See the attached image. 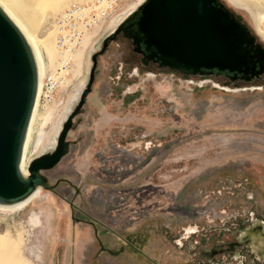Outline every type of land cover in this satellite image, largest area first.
Instances as JSON below:
<instances>
[{"label":"rangeland","instance_id":"374dc122","mask_svg":"<svg viewBox=\"0 0 264 264\" xmlns=\"http://www.w3.org/2000/svg\"><path fill=\"white\" fill-rule=\"evenodd\" d=\"M80 1L16 0L46 69L54 20ZM219 1L264 49V0ZM105 34L90 35L72 81L38 109L26 165L53 149L48 138L78 103ZM95 59L67 153L42 172L37 197L0 210V264H240L221 253L203 259L200 250L233 241L234 227L264 223V79L236 89L225 78L145 68L120 35ZM248 251L243 264H264Z\"/></svg>","mask_w":264,"mask_h":264},{"label":"water","instance_id":"95a60500","mask_svg":"<svg viewBox=\"0 0 264 264\" xmlns=\"http://www.w3.org/2000/svg\"><path fill=\"white\" fill-rule=\"evenodd\" d=\"M142 42L160 66L184 74L201 68L240 72L255 66L250 55L255 37L219 0H144L143 3L103 40L102 49L118 33ZM258 65L264 74V49L260 44ZM94 54L88 81L78 103L67 116L54 148L29 161L27 177L18 170L20 147L32 106L36 71L22 36L0 11V201L17 200L34 187L46 183L42 172L53 168L68 151L66 134L72 118L90 91ZM201 74L202 71H200Z\"/></svg>","mask_w":264,"mask_h":264},{"label":"built area","instance_id":"2783aa9c","mask_svg":"<svg viewBox=\"0 0 264 264\" xmlns=\"http://www.w3.org/2000/svg\"><path fill=\"white\" fill-rule=\"evenodd\" d=\"M130 0H86L70 2L56 16L53 25V42L56 58L45 71L39 94L40 106L54 101L60 90L72 81L74 56L90 42V35L98 33L121 15Z\"/></svg>","mask_w":264,"mask_h":264},{"label":"flooded vegetation","instance_id":"af4514ba","mask_svg":"<svg viewBox=\"0 0 264 264\" xmlns=\"http://www.w3.org/2000/svg\"><path fill=\"white\" fill-rule=\"evenodd\" d=\"M113 27L114 25H112L110 28H113ZM111 33H108V35H110ZM117 35H120L121 38L129 42L131 46L132 54L138 58V61L141 64V66L145 68L155 67V68H160V69L165 68L168 70H172L168 68L167 66H160V62L151 55L150 50H146L145 45L142 42H140L137 45L132 38L124 37V35L121 32L118 33ZM257 44L259 43H257L256 41L252 44L251 46L252 51L250 53V55L255 56L254 58L255 66L253 67V65L252 66L250 65L248 68H242L240 72H228L226 70L218 71L217 69L208 70L204 68H201L195 74H184L178 70H172V71L180 73L183 76H189V75L190 76H201L206 79H211L212 77L225 78L227 79V81L235 82V87L236 89H238L242 87L241 85L239 86L237 84L238 82H241V83L257 82V81H261L264 79V74L262 73V70L259 67L258 62H257L259 59H261L260 54L262 53L260 48H259V51L258 49H256ZM94 45L95 44H93V46ZM101 49L102 47L97 53H94V54H96V56L98 54H101L106 49V47L102 51ZM200 71H202V73L204 74H201ZM224 85L225 87H227L226 83ZM251 86H252L251 88H255V86L257 85L251 84ZM83 88H84V85L82 89ZM38 195L39 193L37 194V196ZM230 233H232L235 236V239L233 241H227V242L222 241L219 245L214 244L210 248H205V249L200 250V253H201L200 255H202V258L212 260V258L215 257L217 254H220V253L228 254V256L231 257L233 260H235L236 262H239L240 264H243L242 251L244 249H247L249 250L248 252L252 256L253 260L264 262V223L262 221L253 219V223H251L248 227L247 226H245L244 228L234 227Z\"/></svg>","mask_w":264,"mask_h":264},{"label":"bare ground","instance_id":"6f19581e","mask_svg":"<svg viewBox=\"0 0 264 264\" xmlns=\"http://www.w3.org/2000/svg\"><path fill=\"white\" fill-rule=\"evenodd\" d=\"M50 1L51 0H44V5H46ZM84 1H86V0H82L80 2H84ZM143 1L144 0L133 1L121 15H119L114 21H112L110 23L108 29H111L110 27L112 25H114V27L111 30V32H112L117 26H119L126 19H128L133 14V12L136 11V9L143 3ZM15 2H16V0H0V11L11 22V24L18 30L19 34L22 36L23 40L25 41L27 47L30 50V53L32 55L34 65H35V71H36V84H35V91H34L32 106H31V110L29 113L27 123H26L25 131H24V135H23V139H22V143H21V147H20L19 160H18V170H19L21 177L24 178V177L28 176V172L25 168L27 167L30 160L27 162V165H26V161H25L26 160V153H28L27 151L29 149V146L32 143L31 142V133L33 130V125H34V122H35V119L37 116L38 109L40 108L39 94H40V90H41V86H42V79H43L45 71H46V63L44 62V59L42 58V53L40 52L39 40L35 35V29L33 28L32 24L29 21H27L26 19H24L22 17L23 15H21L19 10L17 9ZM263 29H261V30H263ZM53 45H54V42H53ZM81 51H83V48L76 52V54L74 56V62L76 60V57L78 56V54ZM54 54H55L54 59L50 64H53V62L55 61V58H56L55 47H54ZM81 90H80V92H81ZM65 118H66V116L63 115L62 120L60 121L58 126H56L57 127L56 131L53 132L48 138V139H53V140H51L50 142H47L46 146H49L50 144L51 145L54 144V146H55L56 137L58 135L60 125H61L62 121L65 120ZM45 136H46L45 132L42 129H40L37 136H35L34 145L38 146V144H40V142H41V139H43ZM54 136H55V140H54ZM46 146H43L40 149L39 153H42L43 148H45ZM54 146H53V148H54ZM40 190H41V187L36 186L32 190H30V192L27 193L25 196H23L17 200L7 201V202L0 201V210H13V209H16L20 206H23L24 204L29 202L31 199L36 197Z\"/></svg>","mask_w":264,"mask_h":264}]
</instances>
